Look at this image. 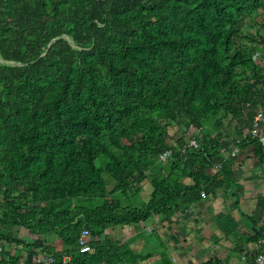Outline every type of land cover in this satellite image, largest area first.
I'll return each mask as SVG.
<instances>
[{"label": "trees", "instance_id": "1", "mask_svg": "<svg viewBox=\"0 0 264 264\" xmlns=\"http://www.w3.org/2000/svg\"><path fill=\"white\" fill-rule=\"evenodd\" d=\"M262 52L264 0H0V244L30 255L0 252L2 264H151L143 223L176 217L203 192L238 193L235 169L264 164L263 142L247 136L264 109ZM191 139L198 148L182 154ZM241 217L249 232L233 233L264 240ZM127 227V240L108 232ZM162 264H173L167 254Z\"/></svg>", "mask_w": 264, "mask_h": 264}, {"label": "crops", "instance_id": "2", "mask_svg": "<svg viewBox=\"0 0 264 264\" xmlns=\"http://www.w3.org/2000/svg\"><path fill=\"white\" fill-rule=\"evenodd\" d=\"M261 132L264 134V128ZM240 139L236 137V140ZM225 146L229 151L233 150L231 142H226ZM233 178L239 186L238 193L228 186L186 207L172 219L154 216L143 223V231L151 233L144 240L143 245L147 244V247L142 249L143 245L139 246V250L152 254L151 264H162L163 254H167L173 264H239L249 262L256 254L264 252V240L258 244H246L233 233L249 232L241 213L255 219L258 227L264 230V164L259 165L255 159L247 160L243 166L235 169ZM147 184L141 195H149V201L152 187L149 189ZM133 230V227L117 228L109 234L115 240H127L136 234ZM6 232H10V237L19 242L31 245L38 241L37 237L20 227H8ZM153 233L155 236H152ZM47 240L55 248H62L61 241L55 235ZM0 252H4L8 260L20 256L21 261L25 262L30 257L29 247L23 246L6 244V252L3 249ZM227 257H231L230 262Z\"/></svg>", "mask_w": 264, "mask_h": 264}, {"label": "built area", "instance_id": "3", "mask_svg": "<svg viewBox=\"0 0 264 264\" xmlns=\"http://www.w3.org/2000/svg\"><path fill=\"white\" fill-rule=\"evenodd\" d=\"M264 123V109H259L257 111V114L255 116V120L251 126V129L249 130L247 136L253 138V139H260L262 142L264 140V134L263 132H260L261 126ZM240 141V140H239ZM198 148V143L195 139H191L185 146L184 148L181 149L182 154H187V151L197 149ZM239 154V149L234 148L231 151V157L235 158ZM174 155V152L172 149H169L162 153L159 156V162L162 164L168 163ZM221 167L218 166L217 170H220ZM202 196L205 198L206 194L203 192ZM92 249L91 246V234L89 230L84 229L80 236H79V250L81 253H87L90 252ZM65 261H70V257H65ZM231 257H227V261L230 262ZM54 263V258L53 257H48V256H39L35 257L33 259V264H53ZM0 264L2 262L0 261ZM239 264H264V253H258L254 256L253 260L251 262H240Z\"/></svg>", "mask_w": 264, "mask_h": 264}, {"label": "rangeland", "instance_id": "4", "mask_svg": "<svg viewBox=\"0 0 264 264\" xmlns=\"http://www.w3.org/2000/svg\"><path fill=\"white\" fill-rule=\"evenodd\" d=\"M259 63L262 64V65H264V52H262V53L259 54ZM229 121H230V119H227V120H226V124H227ZM214 133H215V131H214ZM180 135H183V134L180 133ZM184 137L186 138V136H184ZM230 147H231V145H230ZM161 165H162V164H161ZM147 185H148V188L150 189V188H151L150 183H148ZM148 198H149V195H144V196L141 195L140 202H141V203H142V202H146ZM111 231H113V230H110V231L108 230V232H111ZM5 232H6V228H5ZM148 233H151V232L149 231ZM148 233H147V234H148ZM7 235L10 236V232H8ZM152 236H155V233H153ZM152 236H151L150 238H152ZM147 237H148V236H147ZM145 239H146V238H145ZM145 242H146V241L143 242V241L141 240V241H140V246H142ZM145 247H147V244H146V245H143V246H142V249L145 248ZM1 249H3V251L6 252V243H5V244H3V243L0 244V250H1ZM3 253H4V252H3ZM4 254H5V253H4Z\"/></svg>", "mask_w": 264, "mask_h": 264}]
</instances>
